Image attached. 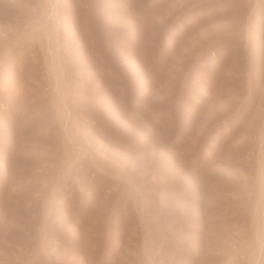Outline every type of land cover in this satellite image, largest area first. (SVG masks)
I'll use <instances>...</instances> for the list:
<instances>
[{
    "label": "rangeland",
    "instance_id": "obj_1",
    "mask_svg": "<svg viewBox=\"0 0 264 264\" xmlns=\"http://www.w3.org/2000/svg\"><path fill=\"white\" fill-rule=\"evenodd\" d=\"M0 264H264V0H0Z\"/></svg>",
    "mask_w": 264,
    "mask_h": 264
}]
</instances>
